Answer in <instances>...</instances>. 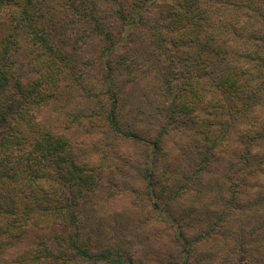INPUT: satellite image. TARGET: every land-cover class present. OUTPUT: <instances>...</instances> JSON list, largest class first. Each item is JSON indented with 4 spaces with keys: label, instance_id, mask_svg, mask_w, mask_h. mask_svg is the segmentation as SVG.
I'll return each mask as SVG.
<instances>
[{
    "label": "trees",
    "instance_id": "1",
    "mask_svg": "<svg viewBox=\"0 0 264 264\" xmlns=\"http://www.w3.org/2000/svg\"><path fill=\"white\" fill-rule=\"evenodd\" d=\"M65 9V15L54 17L49 16L47 0H0V25L13 26L0 35V255L8 253L32 227L59 233L52 246L43 242L29 246L15 255L12 264H147L112 236L101 240L102 244H94L88 236L90 218L83 215L82 205L95 204L92 198L111 162L104 152L118 138L166 157L165 138L172 124L178 128L179 122H193V135L201 134V138L183 145L189 150L184 158L186 171L171 174V161L167 169L162 165L158 171L150 169L153 155L144 151L145 169L138 172L144 184L141 194L147 201L156 198L155 210L196 189L191 184L197 172L193 168L207 171L230 149V120L240 115L248 120L245 129L254 130L251 136L243 133L246 151L240 158L249 166L248 147L264 141V124L258 123L264 118V0H65ZM155 10L154 17H149ZM111 14L110 26L105 20ZM20 32L32 49L26 54L28 63L17 65L15 59L9 60L13 44H19L14 37ZM126 41L131 47L126 48ZM84 44L90 47L84 49ZM140 51L148 65L143 88L153 82L144 89L141 101L152 96L146 105L150 116L159 111L158 116L166 118L162 123L155 117L152 135L150 127L124 120V89L138 79L131 76L136 63L132 55ZM102 79L104 88L96 90L108 95V102L92 91ZM70 88L77 97L97 99L96 109L88 108L94 110L89 115L77 111L76 138L62 131H42L37 110L48 106L53 97L59 99L60 90ZM139 113L145 116L147 111L142 108ZM176 132L185 134L180 129ZM99 134L107 140L105 151L98 156L95 150L87 154L86 139ZM24 144L31 146L27 159L17 163L12 152ZM75 145L78 150L70 152ZM84 153L88 157L83 158ZM119 160L116 155L114 161ZM106 179L116 184L113 178ZM182 180L186 183L181 184ZM131 188L122 191L140 194ZM122 191L112 189L106 198L123 195ZM224 216L220 213L194 237H189L183 224H170L174 253L153 264H204L205 257L196 256L197 246L212 241ZM239 252L228 253V264L241 261Z\"/></svg>",
    "mask_w": 264,
    "mask_h": 264
},
{
    "label": "rangeland",
    "instance_id": "2",
    "mask_svg": "<svg viewBox=\"0 0 264 264\" xmlns=\"http://www.w3.org/2000/svg\"><path fill=\"white\" fill-rule=\"evenodd\" d=\"M48 1L49 16L53 14L56 17L55 15L60 13L65 15L66 9L62 10L65 0H47V3ZM155 13L156 10L149 14V17H154ZM105 21L108 25H113L114 16L111 14L110 18ZM12 30L13 26L0 25V35ZM22 33L24 32H20L14 37L19 44H13L11 59L9 60L15 59L17 65L28 63L29 58L26 54L30 53L32 49L31 44ZM129 43V41L124 43L127 45L126 48L131 47ZM89 47L85 44L83 46L84 49ZM93 50L91 53L94 54ZM113 55L114 53H111L110 57L112 56L120 64L122 59L113 57ZM231 55L233 56L232 53ZM132 58L136 60L137 64H134L131 76H138V79L131 82L129 90L124 89L126 95L124 120L126 122L136 120L140 126L150 127L151 132L148 134L152 135L155 117L160 115V112H154V115L150 116V107L146 105L151 103H147V101L152 99V96H149L148 100L145 99L146 101H141V99L145 98L144 89L151 86L153 82H148L143 88L144 79L146 78V69L144 68L148 65H145L147 59L142 51L135 52ZM176 61H178V58L175 59ZM119 64L116 63V66H120ZM153 64H156L155 60ZM166 66L167 64L164 63L163 67ZM173 68L175 71L178 70L176 66ZM118 74L117 80L122 81L121 76ZM91 75L93 76L94 73H91ZM102 81L103 79L99 80V84L92 89L94 93H101L96 89L104 88ZM92 82L89 83L92 84ZM121 86L123 87L122 84ZM174 87L177 91V82H174ZM73 89L70 88L69 92L60 90L57 93L59 99L53 97L48 106L37 110L35 117L40 122L42 131H62L67 135H71L72 138L79 134L80 119L77 120V111L79 110L81 115H89L88 112L94 110L88 111V108L93 109L94 107L96 109V103L98 102L97 99L93 100L88 95L77 97L75 95L76 90ZM101 95L104 94L101 93ZM108 98L106 94L103 96L106 102H108ZM103 99H101L102 102H104ZM142 108L147 111L145 116H141L139 113V109L142 110ZM158 117V121L161 118L162 123L166 122L163 114ZM183 117L186 120L188 114ZM82 119L88 122V119ZM219 121L218 118V124H220ZM230 122L232 123V145L230 149L221 156L220 160L208 167L207 171H201L200 166L199 168L194 167L192 171L197 170V172H193L196 177L191 184L196 189L182 199H177L175 203L172 202L169 207L164 204L160 205L158 210L153 207L154 201H156L155 197L151 202L150 199L147 201L148 198L141 194V192H144V184L140 181L138 172L145 169L143 166L146 162L144 155L145 153L153 155L150 161L152 166L148 165L150 169L157 167L158 171L161 165L167 169L171 161L173 163L170 164V168L168 167L171 174L172 172H183L185 170L183 168L185 167L184 163H186L184 158L188 156L185 153L189 151L183 145L189 146L191 143L200 142L199 138H201V134L198 136L193 135L195 131L193 122L189 120V125L179 122L178 128L172 124L170 128L173 129L169 131L167 138H165V151L168 154L166 157L161 153L153 152L152 149L146 152L145 146L141 144L126 143L118 138L113 139L117 143L113 146H107V151H105L103 145H106L107 140L104 141V135L89 136L86 139L88 144L84 148L87 154L91 150H95V154L98 156L105 151L104 155L111 159L109 166L105 168L103 176L99 180V186L101 187L96 190V197L92 198L95 202L94 206L90 202H85L82 205L83 215L90 218L87 233L92 238L93 243L102 244L101 240L112 236L114 239L122 241L126 249L132 250L137 259L143 260L147 264H153L156 260L165 259L171 253H174L172 240L168 236V226L170 224H183L189 237H194L203 228L206 229L209 223L215 221L220 213H223V216L225 214V221L221 228L215 227L212 241L197 246L198 254L196 256L198 259H201L200 256L205 257L204 264H228L231 260V256L228 254L230 251H240L239 254L242 251L241 261L236 262V264H264V141L251 149L247 146L250 153V165H243L240 156H243L244 151H246L243 144L247 138L243 136V133L246 131L248 132L247 135L251 136L254 130L245 129V123L247 124L248 120L242 118L241 115L235 120H230ZM258 123L264 124V118H259ZM177 129L182 130L185 134H178ZM71 147L72 149L68 146V149H71L70 152L78 150L76 145ZM30 148V144L15 147L11 157L17 163H24ZM87 154L84 153L83 158L88 157ZM116 155L120 159L118 163L114 161ZM156 159L158 160L156 161ZM153 172L155 173V171ZM108 177L113 178L116 184H109L106 179ZM183 183H186V181L182 180L181 184ZM125 187L128 189L132 187L131 189L138 191L140 194L122 191ZM112 189L122 191L124 194L106 198ZM107 232L109 234H105ZM58 233L59 230L57 229L38 230L32 227L29 228L22 238L16 240V246L11 248L8 253L0 255V264H12L11 260L17 253H21L29 246L37 245L39 242L52 246L53 239ZM227 256L230 258L228 259ZM236 258L232 257V259Z\"/></svg>",
    "mask_w": 264,
    "mask_h": 264
}]
</instances>
